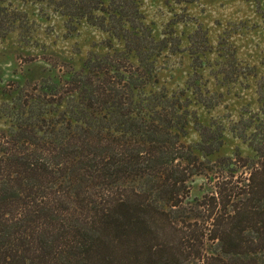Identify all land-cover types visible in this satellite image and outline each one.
I'll return each mask as SVG.
<instances>
[{"label":"trees","instance_id":"1","mask_svg":"<svg viewBox=\"0 0 264 264\" xmlns=\"http://www.w3.org/2000/svg\"><path fill=\"white\" fill-rule=\"evenodd\" d=\"M21 1L101 29L107 50L12 100L0 128V264H264V119L238 135L253 156L202 160L222 128L199 122L183 90L160 85L157 59L180 41L155 38L137 0ZM22 24L26 14L0 0V35ZM194 33L188 85L211 107L221 94L196 70L211 45ZM190 122L195 146L183 141ZM240 125L251 122L232 130ZM197 175L214 182L191 198Z\"/></svg>","mask_w":264,"mask_h":264},{"label":"rangeland","instance_id":"2","mask_svg":"<svg viewBox=\"0 0 264 264\" xmlns=\"http://www.w3.org/2000/svg\"><path fill=\"white\" fill-rule=\"evenodd\" d=\"M137 2L155 38L171 36L180 41L178 51L165 49L157 59L160 85L169 95H179L183 90V98L191 101L199 122H214L222 128L220 147L200 159L214 161L237 152L253 156L248 142L238 135L250 134L258 119H264V0ZM11 3L26 14L28 24L0 35V128L11 125L8 114L18 94L31 95L43 79L58 81L66 70L80 69L90 51L107 50L104 40L108 34L84 20L70 21L46 2ZM198 27L206 32L211 45L209 51L199 54L202 65L196 68L201 76L198 83H203L201 87L211 93L221 94L218 103L211 107L199 102L188 85L195 71L188 36L199 40L200 33H194ZM243 118H249L251 126L244 130L240 125L233 131V126ZM200 140L197 126L190 122L183 141L195 146ZM213 182L214 179L210 182L203 175L193 176L189 180L190 197H200Z\"/></svg>","mask_w":264,"mask_h":264}]
</instances>
